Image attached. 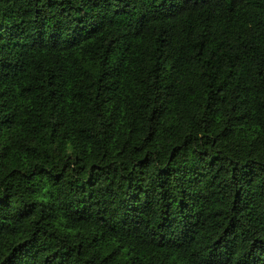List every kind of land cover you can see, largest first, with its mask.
Wrapping results in <instances>:
<instances>
[{"label": "trees", "instance_id": "16d2710c", "mask_svg": "<svg viewBox=\"0 0 264 264\" xmlns=\"http://www.w3.org/2000/svg\"><path fill=\"white\" fill-rule=\"evenodd\" d=\"M0 264H264V0H0Z\"/></svg>", "mask_w": 264, "mask_h": 264}]
</instances>
